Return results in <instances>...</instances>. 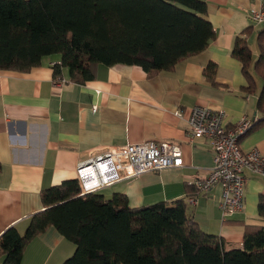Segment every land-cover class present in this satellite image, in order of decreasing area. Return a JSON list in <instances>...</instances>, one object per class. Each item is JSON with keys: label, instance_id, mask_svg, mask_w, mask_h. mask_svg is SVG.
I'll use <instances>...</instances> for the list:
<instances>
[{"label": "crops", "instance_id": "crops-1", "mask_svg": "<svg viewBox=\"0 0 264 264\" xmlns=\"http://www.w3.org/2000/svg\"><path fill=\"white\" fill-rule=\"evenodd\" d=\"M204 1L216 37L173 70L150 76L139 65L100 63L93 79L76 83L63 67L58 77L65 82L57 86L53 66L61 64L59 53L26 72L0 70V235L12 226L24 233L32 215L45 209L42 191L77 179V165L90 151L149 140L179 144L184 164L123 177L98 192L107 198L124 193L133 208L183 199L188 216L204 232L222 237L227 248L243 245L248 225L264 227L263 174L245 170V202L235 213L223 211L220 186L198 190L195 180L212 171L214 150L209 139L193 136L188 120L193 106L205 105L223 109L227 126L244 117L261 121L240 144L245 152L264 155V111L257 106L264 82L252 65L257 86L246 91L243 64L232 55L237 37H246L253 61L258 57L264 25L250 11L263 8L264 0ZM209 62L217 64L215 82L204 73ZM75 249L49 226L28 244L21 264H62Z\"/></svg>", "mask_w": 264, "mask_h": 264}, {"label": "trees", "instance_id": "trees-1", "mask_svg": "<svg viewBox=\"0 0 264 264\" xmlns=\"http://www.w3.org/2000/svg\"><path fill=\"white\" fill-rule=\"evenodd\" d=\"M205 14L204 0H0V70L26 72L59 53L55 77L67 67L76 83L93 79L100 63L139 65L152 76L207 48L216 31ZM258 46L253 61L247 38L237 37L232 53L248 92L257 86L252 65L264 82V31ZM216 72L209 62L204 73L211 82ZM257 106L264 111V84ZM98 191L82 194L77 179L43 190L45 209L25 232L12 226L0 235L2 264H21L28 244L49 226L76 245L62 264H264L261 225H248L243 245L227 248L188 216L183 199L133 208L124 193L107 198Z\"/></svg>", "mask_w": 264, "mask_h": 264}, {"label": "built area", "instance_id": "built-area-1", "mask_svg": "<svg viewBox=\"0 0 264 264\" xmlns=\"http://www.w3.org/2000/svg\"><path fill=\"white\" fill-rule=\"evenodd\" d=\"M254 22L264 25V7L251 9ZM57 86L65 79L58 77ZM193 136L209 139L214 150V166L205 178L195 180L201 192L215 186L222 189L221 207L225 213H235L244 206L245 170L264 175V155L253 150L245 152L240 138L254 125L255 119L244 117L235 125L225 124V112L211 106L195 105L189 114ZM184 164L183 150L169 141H143L119 146H105L89 152L76 168L82 194L95 192L121 180L137 177L147 170H161Z\"/></svg>", "mask_w": 264, "mask_h": 264}]
</instances>
